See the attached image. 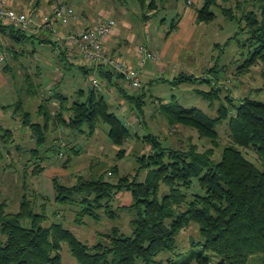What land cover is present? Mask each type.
<instances>
[{
	"label": "trees",
	"instance_id": "1",
	"mask_svg": "<svg viewBox=\"0 0 264 264\" xmlns=\"http://www.w3.org/2000/svg\"><path fill=\"white\" fill-rule=\"evenodd\" d=\"M203 1L196 8L198 22L216 17L211 7L218 0ZM147 5L152 10L156 1L151 0ZM223 10L231 18L245 21L241 29L249 35L244 42L249 56L240 68L248 70L259 59L264 61V1L259 14L251 11L237 17L231 7ZM150 16L146 14V18ZM18 33H13L18 40L27 38L28 34L18 36ZM215 67L210 70L215 72ZM82 68L89 73L85 66ZM192 78L193 75H180L177 81ZM34 89L29 93L39 94ZM217 90L212 87L209 91H199L211 102L221 98L215 116L176 102L159 104L161 114L171 125L195 129L212 146L204 149L200 142H192L187 148L171 147L164 145L155 133L142 138L136 134L152 147L148 155L137 156L139 170H148L143 180L136 178L137 175L132 179L129 175L122 176L117 182L106 180L104 175L80 176L77 183L67 186L55 178L59 201L72 202L75 194L94 192L97 202L105 199L110 202L122 189L132 191L135 202L130 206L137 208L132 234H123L114 227L112 232L103 234L107 242L87 244L61 223L42 225L45 214L36 212L32 201L24 195L18 212H7L6 202H0V264H61L63 242L69 244L79 264H164L163 253H169L167 264H264V100L242 95L237 102L232 97H226V101ZM54 95L59 100L57 110L48 108L51 98L41 103L40 107L45 109L43 123L34 122L31 112H24L25 123L32 128L37 142V147L31 149L33 160L44 161L40 148L47 143L46 132L52 122L70 131L88 130L91 135L100 123H105L109 126L110 140L117 146L132 138L131 127L111 110L99 90L93 87L80 90L71 105H67V96L60 92ZM125 95L143 114V93ZM227 120L231 141L224 145L217 125ZM71 149L79 152L75 146ZM125 153L126 149L121 148L118 155L123 157ZM63 155L60 150V156ZM67 160L69 163L71 156ZM44 168L37 164L33 173ZM162 184L168 189L160 197ZM83 214L97 217L95 212L85 210L78 215V222H83ZM24 219H30L31 225H23ZM192 223L199 226L200 238L191 239L189 249L176 253L177 235ZM252 258L256 262L251 263Z\"/></svg>",
	"mask_w": 264,
	"mask_h": 264
},
{
	"label": "rangeland",
	"instance_id": "2",
	"mask_svg": "<svg viewBox=\"0 0 264 264\" xmlns=\"http://www.w3.org/2000/svg\"><path fill=\"white\" fill-rule=\"evenodd\" d=\"M28 1L23 0L22 9L15 8L19 11L28 10ZM90 1L75 0V2L72 1V5L76 8V4L81 6ZM145 1L146 12L150 0ZM187 1L168 0L165 3L167 7L161 8L156 15L151 13L149 21L151 33L149 34H153V37L150 45L161 53L162 61L167 68L165 72L155 75V81L150 82L143 76V82L148 87L145 85L137 91L139 94L144 93V113H140L135 104L126 97L121 100V103L115 104L117 107L114 106L113 97L107 92L103 94L101 91L104 88L99 90L111 104V110L131 127L132 138H129L123 146H117L110 140L107 134L109 126L105 123H100L93 135L88 130L70 131L62 126L64 132H69L67 138L72 140L79 152L75 153L70 144L61 147V144L56 141L53 143L54 149L48 146L41 147L40 153L44 161L32 159L34 157H32L31 149L36 148V141L32 136L31 127L25 123L24 111L31 112L34 122L43 120V115L38 116L37 112H39L40 103L50 97L51 90L38 82L40 77L35 69L38 64L42 66L44 77L41 79H47L48 83L52 79L49 78V74L57 69L56 64L59 58L55 50L53 51V47L41 42L39 37L28 38L16 44L17 48L25 50L21 52L24 55L16 57L12 54L13 41L9 38L4 41L3 36L0 35V46L3 47L0 53L7 52V58L4 61L0 60V202H6L7 212H18L25 195L32 201L36 212L45 214L42 225L51 226L53 223H61L87 244L98 241L107 242L103 234L112 232L114 227H118L123 234L130 235L133 232L132 220L137 216V208L130 206L135 202L132 191L122 189L112 197L110 202L106 199L97 202L94 192L75 194L72 202L59 201L55 178L67 186L77 183L80 176L92 178L104 175L106 180L117 182L122 176L129 175L132 179L137 175L136 178L143 180L148 170H139L137 156L148 155L152 147L136 134L142 138L146 134L155 133L161 137L164 145H171V147L187 148L192 142H200L204 145V149L212 146L211 142L207 138H201L195 129L182 124L171 125L161 114L160 103L176 102L188 108H198L209 116H215L222 103L221 98L211 102L199 92L200 90L209 91L215 87L222 99L226 101V97H232L233 102H237L238 97L242 95L264 100V61L259 59L248 70L240 68L249 56L248 48L244 45L249 35L241 29L245 21L241 18H231L223 12V8L231 7L237 17L251 11L259 14V8L264 0H218V4L211 7L216 17L211 21L196 22L197 24L193 27L191 22H188L189 16L183 15L184 7L193 9L196 13V8L201 7L204 1L190 0V5ZM172 2L177 4L173 7ZM182 18L181 29L176 27L177 29L172 30V24H179ZM91 21L94 24L103 20L91 18ZM160 22L163 25L159 27L160 32H158L155 27H158ZM136 23L141 22L136 21ZM190 34H193L192 37ZM189 36L191 42L186 43L190 39L186 40ZM27 48L30 51H27ZM208 64H212V67L216 66V73L208 71L210 80H203L205 77L201 73ZM5 65L9 67L8 72L3 70ZM60 66L62 68L61 63ZM66 66L68 69L63 77L61 89L58 88V90L68 93L67 105H71L78 96L85 74L78 66L70 64ZM28 67L31 68L27 70ZM171 72H174L176 76L181 73L184 76L193 73L195 76L193 75V78L187 81L176 82L175 75ZM53 73L56 74V72ZM95 74L102 80L101 74ZM59 79L61 80L62 76ZM148 81L150 84H147ZM121 84L124 86L125 83L121 82ZM34 88L38 89L39 94L29 93L30 89L34 92ZM127 91L138 94L132 87H127ZM49 108L53 110L51 105ZM7 129L12 130L13 133L8 134L5 131ZM217 129L220 132L221 144H228L231 141L228 120L217 125ZM52 133L50 131L48 136ZM52 141L50 140V143ZM59 147L64 153L63 157L60 156ZM121 148L126 149L123 157L118 155ZM70 156L71 161L68 163L67 159ZM40 163L45 168L39 173H33L35 166ZM113 168L117 170L110 173ZM166 188L162 184L160 197ZM86 197L89 200H83ZM85 210L95 212L97 217L83 214V222H78V215ZM108 214H113L114 217ZM30 221V219H24L22 224L30 226ZM199 238L200 231L197 224L192 223L189 228H184L177 235L176 253L189 249L191 239ZM61 255L62 264H78L67 242H63ZM162 257L164 264H167L169 253H163ZM250 262H256V258H252Z\"/></svg>",
	"mask_w": 264,
	"mask_h": 264
},
{
	"label": "crops",
	"instance_id": "3",
	"mask_svg": "<svg viewBox=\"0 0 264 264\" xmlns=\"http://www.w3.org/2000/svg\"><path fill=\"white\" fill-rule=\"evenodd\" d=\"M71 1L75 2V0H71ZM155 1H156V6L152 10L148 9L146 12H145L144 0H133V1L132 0H130V1L129 0H119V1H117V0H91L88 4L83 3V4H81V6L80 5L77 6V4H76V13H77V16L79 17V21L76 22L75 20H72L70 25L73 28L83 29L87 25L92 24L91 18H93L95 20H98V19L99 20H108L109 18L115 19L117 22V26L107 40V46H108L109 52L115 56L123 57L131 65L139 66V47L141 45H149L150 47H152L150 44L152 41L153 34L152 35L149 34V33H151V31L149 32V28L151 27V24L149 26H146V23H148L150 21L151 16L146 18V14L151 15V13H152V14L156 15L157 13H159L161 8L167 7L165 5V3L168 0H155ZM6 3L9 7H13V8L17 7V9H22L23 5H24L23 0H6ZM176 4H177V2H174V3L172 2L171 6L174 7ZM187 4L190 5V0L187 1ZM53 5H54L53 0H29L28 4H27V6L29 8H28V10H25V11H30L34 8L37 9V12H38L37 16H38V19L40 20L41 14L51 11L53 8ZM131 5H133V7ZM139 7H141V8L139 9ZM183 15L189 16L188 22L189 23L191 22L192 27L197 24L196 22H198V21L196 19V13L193 9H190L188 7H186V8L184 7ZM136 21H140L141 23L138 24V23H136ZM163 21H164V19L162 18L161 22L163 23ZM161 22H160V25L158 27H155V30H157L158 32H160L159 27L163 25ZM181 23H183V18L181 19L179 24H174L175 28L179 27L181 29ZM67 28L68 27L60 26V29L63 31H66ZM14 31H17V30H15L11 25H8V24L0 25V35L3 36L4 41L7 38H9V40L13 41L14 52H12V54H14L16 57L18 55H24V53H21V52L25 51V50L21 49L20 47L17 48L16 44L21 43V42H23V40H26L28 38L39 37L41 42L47 43L50 46L54 45V43H52V44L50 43V42H52V37L50 35V32L47 31V29L45 27H40L35 34H28L27 38H24L22 40H18L17 38L14 37V35H13ZM194 32H195V30H194ZM20 33H18L19 34L18 36L21 35ZM23 34H25V33H23ZM192 35L190 34L191 37H192ZM190 36L188 38H186V40H188L190 38L186 43L191 42ZM45 40L47 42H45ZM1 48H3V47L0 46V49ZM153 49L157 50L156 48H153ZM27 51H30V50L27 48ZM53 51H54V47H53ZM57 57L59 58L58 62L56 64V65H58V67H57V69H55V71H53V72H56V74H54L53 72L51 74H49V78H52V79L48 83H47V81H48L47 79H45V78L41 79V77H44V71H43L42 66L38 64L36 66V69H35V71L38 72V77H40L38 82L42 83L43 86L48 87V89L51 90L50 97H48V98L49 99L51 98L52 102L50 101L49 103H47V106L49 108V106L51 105V107H53V110L50 108L49 109L52 111H54L55 108H56L55 110H57V105H59V100L55 97L54 94L60 92L61 94L68 97L67 92L64 91V93H62L60 90H58V88L61 89V85H62L61 83L64 81L63 77L65 76V74H66L65 72L68 69L66 64L78 66L80 69H82V72L85 74V79L82 82V86L79 89V91L86 88V87H91L90 83H89V79H90L91 73H94V70H95L94 66L91 64H89V65L75 64L73 62L66 60L64 57H59V56H57ZM162 57L163 56L161 55V60H159L157 62L149 61L142 67L143 76L147 77L150 82L155 81L156 80L155 75H157L158 73L165 72V70L167 68L166 65L164 64V62L162 61L163 60ZM158 62H160L161 65H157V64H160ZM60 63L62 64V68L60 66ZM82 66H85V68L89 71V73L84 72ZM8 68L9 67L7 65L3 66L4 72H8ZM30 68L28 67L27 70ZM211 68H212V64H208L205 67V69L201 73L202 76L205 77L203 79H209L210 80L209 72L213 73L210 70ZM95 72L101 74L102 81L105 85L103 91H101V92L102 93L107 92L108 95L113 97L112 100L114 102V104H113L114 106H116L115 104L121 103V100L124 97H126L125 94L135 95V94H131L127 91V87H129V85L122 79V77L119 74L111 73L110 71L107 72V71L102 70V69L96 70ZM106 73H108V74H106ZM172 74H174V72ZM180 75H183V73H181L177 76L176 75L174 76V80L176 82H178L177 79L180 77ZM190 75H194V74L192 73ZM61 76H62V79L60 80L59 78ZM197 78H199V77H197ZM200 80H202V79L200 78ZM44 81H45V83H44ZM149 81L147 84H150ZM121 82L125 83L124 86H122ZM15 83H18V82H15ZM0 85H1V83H0ZM22 87H23V85H22ZM146 87H148V86L146 85ZM136 92L138 93L137 90H136ZM138 95H139V93L137 94V96ZM142 97H143V95H142ZM68 101H69V99H68ZM40 106H41V103H40ZM40 106H39V112H37V114H38V116L43 115V120L41 121V123H43L44 122V111H45V109H44V106L43 107H40ZM25 111H28V110H25ZM62 129L63 128L61 125L55 126L52 122L50 124L49 129L46 132V136H47L48 140H47V143L44 147L48 146V148H50L51 146L54 145L53 143L56 141L61 145L70 144L71 146H75V145H73L74 143H72V140H69L67 138V134L69 132H64V130H62ZM50 131L53 133L50 134V136H48ZM11 132H12V130H11ZM11 132H9L10 135H11ZM60 132H64V134H60ZM32 136L36 141L33 130H32ZM138 137H140V136L138 135ZM50 140H53V141L50 143ZM36 147H37V144H36ZM40 150H41V148H40Z\"/></svg>",
	"mask_w": 264,
	"mask_h": 264
},
{
	"label": "built area",
	"instance_id": "4",
	"mask_svg": "<svg viewBox=\"0 0 264 264\" xmlns=\"http://www.w3.org/2000/svg\"><path fill=\"white\" fill-rule=\"evenodd\" d=\"M51 11L42 13L40 20L37 9L19 11L9 7L6 0H0V25H11L21 33L35 34L40 27H45L52 36L51 44L59 57L75 64L93 65L89 83L96 90L104 88L102 80L96 77V70L103 69L119 74L129 87L139 90L145 87L142 67L149 61L157 62L161 59L160 53L149 45L139 47V66L129 64L123 57L115 56L108 50L107 40L117 26L115 19L109 18L83 29L71 27V21H79L76 8L71 0H53ZM150 3V2H149ZM150 23H146L149 26ZM60 26L68 27L66 31ZM7 58V52L0 53V60Z\"/></svg>",
	"mask_w": 264,
	"mask_h": 264
}]
</instances>
